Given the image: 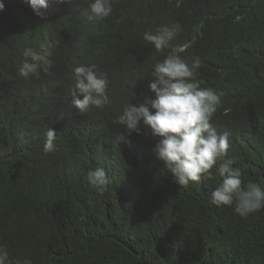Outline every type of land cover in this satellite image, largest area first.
<instances>
[{"label": "trees", "instance_id": "16d2710c", "mask_svg": "<svg viewBox=\"0 0 264 264\" xmlns=\"http://www.w3.org/2000/svg\"><path fill=\"white\" fill-rule=\"evenodd\" d=\"M0 2V251L11 264H264V208L241 217L212 202L222 161L178 186L143 120L140 134L113 123L155 97L156 63L170 53L189 67L198 58L201 87L220 101L210 123L229 133L224 158L243 186L264 189V0H110L104 20L88 19L86 0L70 15L49 0L47 19L22 0ZM173 23L182 30L167 47L144 41ZM29 47L67 55L65 69L21 77ZM92 64L110 102L80 114L74 69ZM49 128L54 151L45 153ZM96 168L109 180L103 194L86 179Z\"/></svg>", "mask_w": 264, "mask_h": 264}, {"label": "clouds", "instance_id": "9594fccd", "mask_svg": "<svg viewBox=\"0 0 264 264\" xmlns=\"http://www.w3.org/2000/svg\"><path fill=\"white\" fill-rule=\"evenodd\" d=\"M91 15L89 20H104L113 11L110 0H86ZM33 13L47 19L49 0H22ZM67 15L78 12V0H53ZM5 10L4 2H0V12ZM119 23V21H117ZM178 23L161 25L154 32H147L143 39L157 51L167 47L181 31ZM33 34V30L28 32ZM3 41V40H2ZM47 36L40 38L44 44ZM45 50V49H44ZM47 55H59L53 49H47ZM33 48L24 50L26 60L19 67L21 77L39 76L38 69L52 73L51 68L64 70L67 55L61 60L45 58ZM7 55V54H6ZM12 56V55H11ZM46 62H48L46 64ZM40 67V68H39ZM200 67L199 59H195L189 67L179 55L170 53L161 63L154 65L149 85L155 94L154 98L144 96L138 106H126L114 124L124 126L129 133H139L138 124L143 120L151 129L152 135L159 138L153 149L158 160L164 162L173 181L178 186H187L189 182H199L208 178L210 170L219 163L217 171L222 178L219 185L211 193L212 202L217 206L233 207L236 214L246 217L264 208V189L259 184L249 182L242 185L241 172L233 168V160L225 159L229 148V133L218 134L210 121L217 111L219 97L211 88H202V80L197 79ZM97 66H78L74 69L75 85L72 89V106L80 114L87 113L90 108H102L110 101L106 95L108 81L103 75L96 74ZM43 150L54 151L56 131L49 128L45 133ZM89 184L103 194L109 183L104 169L90 170L86 177ZM0 264H11L8 253L0 251ZM19 264V261H17ZM23 264H31L25 259Z\"/></svg>", "mask_w": 264, "mask_h": 264}, {"label": "bare ground", "instance_id": "6f19581e", "mask_svg": "<svg viewBox=\"0 0 264 264\" xmlns=\"http://www.w3.org/2000/svg\"><path fill=\"white\" fill-rule=\"evenodd\" d=\"M48 41L52 42V39H49Z\"/></svg>", "mask_w": 264, "mask_h": 264}, {"label": "rangeland", "instance_id": "374dc122", "mask_svg": "<svg viewBox=\"0 0 264 264\" xmlns=\"http://www.w3.org/2000/svg\"><path fill=\"white\" fill-rule=\"evenodd\" d=\"M46 58L49 57L48 55L45 56Z\"/></svg>", "mask_w": 264, "mask_h": 264}]
</instances>
